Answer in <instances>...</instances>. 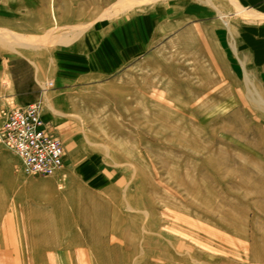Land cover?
Instances as JSON below:
<instances>
[{"label": "rangeland", "instance_id": "374dc122", "mask_svg": "<svg viewBox=\"0 0 264 264\" xmlns=\"http://www.w3.org/2000/svg\"><path fill=\"white\" fill-rule=\"evenodd\" d=\"M4 3L45 6L48 24L0 28V124L21 100L49 102L57 114L45 127L64 162L27 175L0 142V245L17 250L0 259L264 264V0ZM116 31L121 44L100 59ZM86 34L60 62L61 36L76 45ZM46 213L56 244L34 261L29 225Z\"/></svg>", "mask_w": 264, "mask_h": 264}, {"label": "built area", "instance_id": "2783aa9c", "mask_svg": "<svg viewBox=\"0 0 264 264\" xmlns=\"http://www.w3.org/2000/svg\"><path fill=\"white\" fill-rule=\"evenodd\" d=\"M0 142L18 157L24 174L52 175L63 165V146L45 128L38 101L3 112Z\"/></svg>", "mask_w": 264, "mask_h": 264}, {"label": "crops", "instance_id": "0c3cea01", "mask_svg": "<svg viewBox=\"0 0 264 264\" xmlns=\"http://www.w3.org/2000/svg\"><path fill=\"white\" fill-rule=\"evenodd\" d=\"M5 0H0V28H12L14 30H18V31H24L27 29H30V32L33 31V34H37L39 32H41L42 29V25H46L47 20L45 17V10L47 9V7H37L36 5H32L29 4V6L27 5H17L14 7L11 6H6V4L4 3ZM62 24H69L68 21H65V23H63V20H61ZM263 35H264V28L262 30ZM69 33L66 32L64 33L63 36H68ZM104 38L106 41L109 42H104V44H102L103 47V55H100L99 58L103 59L104 55H105V50L108 49L110 46H114V47H119V45L121 44V40L123 39L122 36L125 35V33H122L120 31H116L114 33H108V34H104ZM63 36H61V47L57 48V50H61L60 53H57L59 56H61L60 58V62H66L68 61V59L70 58V56H73V53L76 49H79L80 47L83 48L85 46V43H83L82 41L86 40L89 41L91 38V34H86L85 35V39L84 38H80L79 42L75 45V43L73 42L74 39L72 37H70V39H65V42L63 43ZM127 39V38H126ZM116 41H118V43H116ZM112 42V43H111ZM68 54L69 56L65 55ZM34 56L35 54H24L23 56ZM1 56V55H0ZM64 56V57H63ZM111 57V56H110ZM102 62V61H101ZM114 62V57H113V61ZM35 66L34 69L35 71L37 70V72H41L42 68L41 65L38 62H34ZM57 64V63H56ZM60 70L63 71V67L61 69V67L59 68ZM54 77L56 76V73L58 72V67H56V69L54 68ZM57 78V77H55ZM68 78H63L61 79V83H66L65 86H61L59 87V89L55 90V92H52L51 95L52 97H55L56 102H52L53 104H55V108H57L56 106L60 107V103L59 100H62L65 97V94H63V88H67L68 86ZM56 82L57 79H56ZM12 95H15L16 97H20L21 92H19L15 87H13V92L11 91ZM50 95V94H49ZM50 96H48V100H49ZM45 100L48 101V100ZM35 100H30V99H25V100H21V103L23 105L29 104L31 102H34ZM52 106L49 105V102L47 103V105L44 106V108L41 110V118L43 120V122H51V117L54 116V114H57V109L51 108ZM50 119V120H49ZM46 128V127H45ZM64 162V160H63Z\"/></svg>", "mask_w": 264, "mask_h": 264}, {"label": "bare ground", "instance_id": "6f19581e", "mask_svg": "<svg viewBox=\"0 0 264 264\" xmlns=\"http://www.w3.org/2000/svg\"><path fill=\"white\" fill-rule=\"evenodd\" d=\"M84 206H85L84 203H81L80 206H79V209L82 210V208ZM3 207H4V196H3V190L0 188V213H1V210L3 209ZM92 214H94V213L92 212ZM44 216H46V218L43 219V221H41V223L29 225V234L31 235L29 240L31 242V248L32 247L36 248L34 250V252H31V254L34 257V261H42V260H44V256L46 255L45 251L48 248H50V247H52L53 245L56 244L55 237L58 234V232H54V231L49 232V230L51 229V224H52V221H51L52 220V218H51L52 216L49 213H46ZM4 223H7V222H4ZM10 232H11L10 230L5 229V231H3V234L8 235ZM10 245L11 244L8 243V242L4 243V244H1L0 245V253L13 252L15 254L16 251H17L16 248H14V247L12 248V247H10ZM18 247H20V245ZM13 262L12 261L9 262L8 260L4 261V260L0 259V264H14Z\"/></svg>", "mask_w": 264, "mask_h": 264}]
</instances>
